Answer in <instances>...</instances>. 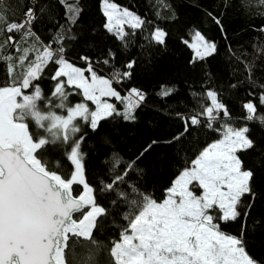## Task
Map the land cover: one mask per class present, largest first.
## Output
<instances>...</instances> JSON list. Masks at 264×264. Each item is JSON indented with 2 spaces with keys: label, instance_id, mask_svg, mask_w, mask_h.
I'll return each mask as SVG.
<instances>
[{
  "label": "snow or ice",
  "instance_id": "snow-or-ice-1",
  "mask_svg": "<svg viewBox=\"0 0 264 264\" xmlns=\"http://www.w3.org/2000/svg\"><path fill=\"white\" fill-rule=\"evenodd\" d=\"M59 2L66 9L67 24L59 25L62 31H57L54 40H75L71 26L77 23L82 11L79 0L75 4L67 0ZM29 3L32 6H25L21 21L8 22L5 0H0V36L6 31L19 33L22 39L32 37L34 42L40 41L32 25L38 19V12L43 13L45 8L37 9L35 0ZM241 6L246 9L264 7V0L255 3L241 0ZM103 13L107 18L105 29L124 47L131 43L124 25L135 33L146 24L139 15L110 0H103ZM206 15L212 17L224 33L220 18L210 12ZM258 15L264 17V12ZM171 18H175V13ZM259 31L264 32V25ZM166 36L162 28L156 27L144 39L164 45ZM192 40L189 47L194 50L196 59L204 60L217 52V44L206 40L200 31L195 32ZM12 42L11 35L0 42V61L6 63L10 78L0 86V264H102V260L103 264H258L246 251L244 236L247 217L257 196L253 188L254 172L244 168L238 155L254 147L247 135L248 127L223 125L222 138L207 145L191 161V167L180 171L159 202L130 180L133 173L144 174L145 169L139 167V162L153 144L159 143L156 140L130 161L113 151L104 161L111 165L107 170L110 179L102 178L98 186L93 187L86 179L83 163L86 154L81 151L85 136L78 134L82 125L86 124L95 132L102 121L114 116H121L125 121L136 119L134 112L145 100V93L134 87L122 97L112 87L114 80L119 83L130 78L135 61L126 65L129 71L114 70L110 79L99 76L91 62L86 69L75 66L65 58L63 44L56 48L49 44L40 50L20 49L17 42L15 47L21 55L14 58L5 54L6 46H12ZM261 51L264 52V48ZM31 52L36 55L29 61ZM109 56L114 59L115 53L109 50ZM81 59L89 61L86 56ZM50 62L58 65L51 77L56 81L51 96L58 102L53 104L49 100L48 103L66 114L39 107L46 98L34 82H38ZM103 63L108 64L109 60ZM245 67L251 79L254 64L249 62ZM85 71L90 73V78ZM72 86L81 90L83 99L69 106L68 97L72 93L66 88ZM260 87L264 89V85ZM24 90H30L31 94H25ZM174 91V87L161 86L157 95L167 97ZM108 97L120 101L123 110L104 99ZM206 97L211 106L185 120V133L189 131V122L192 126L201 124L200 116L207 117L206 127L212 129V122L221 110L224 116L229 115L216 91H207ZM259 100L264 105V93ZM87 102H91L94 109H90ZM243 108L247 110V120L259 119L264 123V116H256L257 107L251 101ZM30 122L34 123L35 132L30 131ZM180 136L173 140H179ZM102 141L112 143L108 135L102 137ZM53 145L56 146L53 150L62 148L61 158L73 166L71 172L63 168L60 160L46 158ZM122 164L125 167L120 171ZM75 189H81L78 195L73 194ZM109 194L115 199L108 201L105 207L98 201ZM247 197L251 200L244 205ZM242 208L244 223L240 236L223 232L220 223L240 219ZM109 216L113 224L117 216L122 223L118 238L105 244L96 238V233L109 222Z\"/></svg>",
  "mask_w": 264,
  "mask_h": 264
},
{
  "label": "trees",
  "instance_id": "trees-1",
  "mask_svg": "<svg viewBox=\"0 0 264 264\" xmlns=\"http://www.w3.org/2000/svg\"><path fill=\"white\" fill-rule=\"evenodd\" d=\"M102 1L79 0L82 11L77 23L71 26V34L75 36V40L57 42L54 37L57 31H62L59 25L67 24L64 5L59 0H35L37 9L45 8L43 13L38 12V19L32 25V30L40 41L34 42L32 37L22 39L19 33L5 31L0 36V42L9 35L13 37L12 46H6L5 54L14 58L21 55L15 47L17 42L20 49L40 50L49 44L52 48L63 44L66 59L82 69H86L91 62L93 70L99 76L110 79L114 70L118 69L121 73L129 71L126 65L135 61L130 70V78L119 83L114 80L112 86L122 97L134 87L145 93V100L134 112L136 119L125 121L121 116H114L102 121L95 132L84 124L78 134L85 136L81 151L86 154L83 161L86 179L93 187H97L102 178L110 179L107 170L111 165L104 161L113 151L119 153L125 161H130L156 140L159 143L153 144L139 162V167L145 169L144 174L138 176L133 173L130 180L138 183L142 191L152 194V198L159 202L180 171L191 167V161L200 151L222 137L223 125L227 123L236 128L248 127L247 135L253 140L254 147L238 155L244 168L254 172L253 188L257 196L247 217L245 247L258 264H264V123L259 119L247 120V110L243 108L244 104L251 101L257 107L256 116H264V105L259 100L264 93V89L260 87L264 85V52L261 51L264 48V32L259 31L264 25V17L258 15L264 12V7L246 9L241 6V0H110L146 21L144 27L137 29L135 33L128 26L125 27V31L129 33L127 39L131 43L124 47L104 27L107 18L102 10ZM255 2L256 0H252V3ZM67 3L75 4L76 0H67ZM25 6L32 4L29 0H5L4 11L8 22L21 21ZM209 12L220 18L224 33L214 19L206 15ZM173 13L174 19L171 18ZM156 27L167 33L164 45L144 39ZM196 31H200L206 40L217 44V52L204 60L196 59L194 50L189 47ZM184 41H188V44ZM109 50L115 53L114 59L109 56ZM35 55V52L29 53L28 60H33ZM82 56L89 57V61L82 60ZM105 59L109 60L108 64L103 63ZM249 62L254 64L251 79H248L249 73L245 67ZM57 68L58 65L50 62L38 82L34 83H38L46 98L39 103L42 110L51 109L58 114H66L64 110L56 109L48 103L49 100L53 104L58 102L51 96L56 83L51 77ZM5 69L6 63L0 61V86L10 79ZM85 74L90 76L87 71ZM161 86L174 87L175 91L167 97H161L157 95ZM209 90L217 92L218 99L225 105L229 115L224 116L221 110L217 119L212 122V129L206 127L207 117L200 116L201 124L192 126L189 122V131L185 133V120L211 106L210 99L206 97ZM66 91L72 93L68 97L69 106H74L83 99L81 90L74 89V86L66 88ZM24 92L31 94L30 90ZM193 93L198 95L193 96ZM113 100L122 111L123 104L115 98ZM87 103L90 109H94L91 102ZM178 113L185 119H181ZM77 123L80 124L81 121L78 119ZM36 130L34 123L30 122V131ZM181 133L184 135L180 136ZM105 135L109 136L111 144L103 143L102 137ZM176 136H180V139L173 140ZM169 140L172 143H164ZM55 147L52 146L46 158L49 161L60 160L63 168L71 172L73 166L61 158L62 148L53 150ZM124 167L125 165H120V171ZM80 190L75 189L74 194H79ZM112 199L115 196L109 194L98 202L108 207V201ZM250 200L251 197L245 198L244 205ZM243 210L242 208V216L237 221L221 222V230L226 234L240 236L244 223ZM108 220L96 233V238L105 244L108 240L118 238L122 223L119 216L116 217L115 224L111 222L112 216Z\"/></svg>",
  "mask_w": 264,
  "mask_h": 264
},
{
  "label": "rangeland",
  "instance_id": "rangeland-1",
  "mask_svg": "<svg viewBox=\"0 0 264 264\" xmlns=\"http://www.w3.org/2000/svg\"><path fill=\"white\" fill-rule=\"evenodd\" d=\"M110 2H112V1H110ZM119 6V5H118ZM120 8H124V7H121V6H119ZM102 10H103V1H102ZM127 25H124V28L126 27ZM193 42V40H191V42L190 43H192ZM71 62V61H70ZM73 63V62H72ZM74 64V63H73ZM75 65V64H74ZM75 66H77V65H75ZM79 67V66H78ZM86 75V74H85ZM87 76V75H86ZM89 78H90V76H88ZM113 87V86H112ZM114 88V87H113ZM115 89V88H114ZM116 90V89H115ZM119 92V91H118ZM104 99H107L108 100V102H110V103H113L115 106H116V104H115V101L113 100L114 98H112V97H108V98H104ZM116 108L119 110V108L116 106ZM222 138V137H221Z\"/></svg>",
  "mask_w": 264,
  "mask_h": 264
},
{
  "label": "water",
  "instance_id": "water-1",
  "mask_svg": "<svg viewBox=\"0 0 264 264\" xmlns=\"http://www.w3.org/2000/svg\"><path fill=\"white\" fill-rule=\"evenodd\" d=\"M74 194V193H73ZM75 195V194H74ZM78 195V194H77Z\"/></svg>",
  "mask_w": 264,
  "mask_h": 264
}]
</instances>
